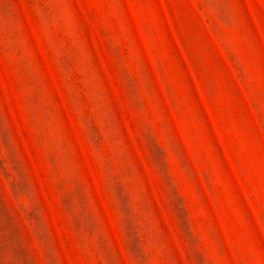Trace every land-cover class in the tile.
Returning <instances> with one entry per match:
<instances>
[{
  "label": "rangeland",
  "instance_id": "374dc122",
  "mask_svg": "<svg viewBox=\"0 0 264 264\" xmlns=\"http://www.w3.org/2000/svg\"><path fill=\"white\" fill-rule=\"evenodd\" d=\"M0 264H264V0H0Z\"/></svg>",
  "mask_w": 264,
  "mask_h": 264
}]
</instances>
